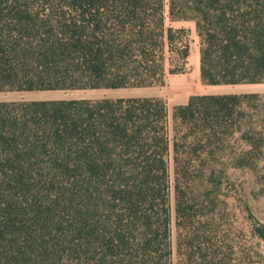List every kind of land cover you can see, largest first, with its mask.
<instances>
[{"label": "trees", "instance_id": "16d2710c", "mask_svg": "<svg viewBox=\"0 0 264 264\" xmlns=\"http://www.w3.org/2000/svg\"><path fill=\"white\" fill-rule=\"evenodd\" d=\"M166 21L193 22L202 85L264 84V0H0V93L162 87L189 53ZM170 117L169 140L160 98L0 102V264H170L169 151L178 261L264 264V223L245 212L237 245L202 212L224 163L252 168L264 94Z\"/></svg>", "mask_w": 264, "mask_h": 264}, {"label": "rangeland", "instance_id": "374dc122", "mask_svg": "<svg viewBox=\"0 0 264 264\" xmlns=\"http://www.w3.org/2000/svg\"><path fill=\"white\" fill-rule=\"evenodd\" d=\"M166 26L173 29H184L187 34V44L189 53L183 73L165 78L162 87L142 88V89H119V90H76V91H52L37 94H26L10 92L0 94V100L5 102H19L31 100H70V99H115L151 96L160 98L164 101L167 108V135L171 138V108L177 106L178 102L186 97L185 103L192 94L209 95V94H264V84L257 85H236V86H205L202 85L198 78V39L194 33V24L190 21L168 22ZM167 68V67H166ZM252 104H256L252 102ZM172 105V106H171ZM253 114V113H252ZM262 120L263 115L260 111L254 118ZM257 126H264V123H257ZM238 142L227 144V150L246 148L242 141L236 138ZM253 144L258 147L255 153V160L252 168L232 169L231 163H224L223 168L226 178L220 182L219 189L223 196L217 208L202 212H224L226 221L230 224V237L234 243H240L247 238L243 235L244 231L242 216L249 212L251 216L259 222L264 223V136L261 139L255 137ZM233 164V163H232ZM246 167V166H245ZM167 175L169 180V209H170V241L171 257L170 264H181L175 255V228L173 216V193L171 190L172 183V163L170 151L167 157ZM198 212V211H195ZM254 243V241H253ZM261 246V244H260ZM264 247L261 246L260 249Z\"/></svg>", "mask_w": 264, "mask_h": 264}, {"label": "crops", "instance_id": "0c3cea01", "mask_svg": "<svg viewBox=\"0 0 264 264\" xmlns=\"http://www.w3.org/2000/svg\"><path fill=\"white\" fill-rule=\"evenodd\" d=\"M170 76H174V75H168L167 77L169 78ZM167 77H166V79H168ZM37 93H45V92H29L28 94H37ZM0 94H4V93H0ZM192 95H195V94H192ZM198 95H202V94H198ZM130 98H136V97H130ZM138 98H153V97H151V96H143V97H138ZM185 100H186V97L183 98L181 101H179L178 105L185 104ZM31 101H45V100H31ZM0 102H5V101L4 100H0Z\"/></svg>", "mask_w": 264, "mask_h": 264}]
</instances>
